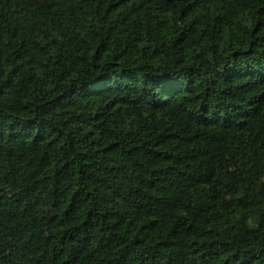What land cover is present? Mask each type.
<instances>
[{"label": "trees", "instance_id": "trees-1", "mask_svg": "<svg viewBox=\"0 0 264 264\" xmlns=\"http://www.w3.org/2000/svg\"><path fill=\"white\" fill-rule=\"evenodd\" d=\"M0 264H264V0H0Z\"/></svg>", "mask_w": 264, "mask_h": 264}]
</instances>
